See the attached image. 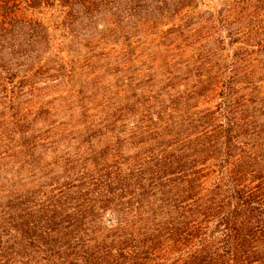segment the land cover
Wrapping results in <instances>:
<instances>
[{
	"label": "trees",
	"instance_id": "trees-1",
	"mask_svg": "<svg viewBox=\"0 0 264 264\" xmlns=\"http://www.w3.org/2000/svg\"><path fill=\"white\" fill-rule=\"evenodd\" d=\"M0 264H264V0H0Z\"/></svg>",
	"mask_w": 264,
	"mask_h": 264
}]
</instances>
